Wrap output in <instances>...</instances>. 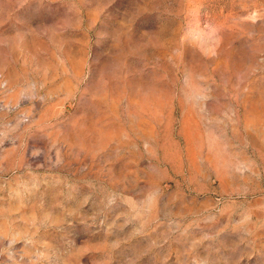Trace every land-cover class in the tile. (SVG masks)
<instances>
[{
    "label": "rangeland",
    "instance_id": "obj_1",
    "mask_svg": "<svg viewBox=\"0 0 264 264\" xmlns=\"http://www.w3.org/2000/svg\"><path fill=\"white\" fill-rule=\"evenodd\" d=\"M0 264H264V0H0Z\"/></svg>",
    "mask_w": 264,
    "mask_h": 264
}]
</instances>
